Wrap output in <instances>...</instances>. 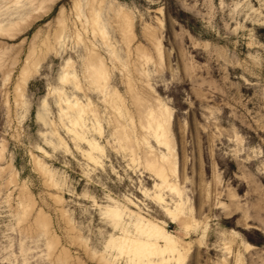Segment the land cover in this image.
Wrapping results in <instances>:
<instances>
[{
  "label": "rangeland",
  "instance_id": "rangeland-1",
  "mask_svg": "<svg viewBox=\"0 0 264 264\" xmlns=\"http://www.w3.org/2000/svg\"><path fill=\"white\" fill-rule=\"evenodd\" d=\"M14 1L0 0L4 25L27 4ZM89 4L106 22L121 63L108 54L106 39L101 43L90 31ZM121 13L133 21L129 46L121 39ZM32 20L20 34L0 36V264L113 259L104 253L113 231L101 214L112 200L180 235L143 194L152 192L154 179L116 143L114 113L84 79L83 58L95 43L110 71L108 90H120L131 111L124 65L137 63L138 46L148 76L132 78L136 91L172 110L177 176L200 235L207 227L202 241L199 233L188 235L194 245L185 264H264V0H57ZM31 52L24 82L19 76ZM69 61L84 87L80 93L59 84ZM67 97L94 102L102 134L93 135L106 150L103 165L89 162L68 134ZM128 122L141 137L138 121L132 128ZM22 195L31 203L24 211Z\"/></svg>",
  "mask_w": 264,
  "mask_h": 264
},
{
  "label": "bare ground",
  "instance_id": "bare-ground-1",
  "mask_svg": "<svg viewBox=\"0 0 264 264\" xmlns=\"http://www.w3.org/2000/svg\"><path fill=\"white\" fill-rule=\"evenodd\" d=\"M20 1L21 0H15L13 3L16 5ZM56 1L57 0L24 1L27 4L21 5L22 13L19 14L18 18L6 24L7 27L6 25L2 24L3 22L0 20V36H7V38L9 36H13L17 30H21L23 26L29 24V21L34 18L36 19L40 15L49 11ZM90 8V31H92L94 36L96 35L100 36V38H103V40L101 39L100 41L101 43L104 41V39H106V42L104 41V45L108 50V54L111 56L113 61L121 63L122 57L119 55L117 50L113 49L115 45L112 46V43L108 42V26L106 22L101 19V13L94 8V5H90ZM64 9L65 8L62 6L59 9L58 15L56 17V21L60 25V31L56 33L58 40L61 37L60 33L62 30H64ZM120 16V21L119 19L118 21L121 22L119 26V30L122 34L121 39H123L124 43L129 46L131 38H133V21L131 23V16L129 17L127 13H121ZM117 18L118 17L115 16V19ZM149 28L150 27H148V29ZM17 32L19 33L20 31ZM15 35L17 36V34ZM97 40L99 41V39ZM158 40L155 42V45L161 56L162 47L160 48V43ZM95 44L94 47H91L92 49L89 48V50H87L88 52L83 58V75L85 81H87L89 85L88 88L99 95L101 100L112 109L111 111L114 113V117H112V119L114 118L115 121L113 124H116V126H114L115 129L113 132V138L115 139L116 143L123 149L126 148L125 150L130 151L132 156L131 160L140 166L144 172L151 175L154 179L152 192L144 190L143 194L148 199L158 204L162 208L164 215L172 223L176 224L180 231V235H174L165 227L164 221L162 222L156 220L155 218L144 216L139 212L121 206L118 201L112 200V204L104 208L101 211V214L104 222H106L109 228H111L113 231V233L110 234L109 239L106 241L104 253H114V257L113 259H108L107 257L102 256L100 258L102 264H118L119 260L122 258H126L125 262L127 264H185L194 245L192 241L187 240L188 235H197L201 226L199 220L191 212L192 209L187 205L188 201L177 176V154L174 137L171 130V124L173 120L172 110L161 100H159L158 97L146 99L142 94L136 91V87L134 86L135 83H132V78L136 75L139 77L148 76L146 73H144L145 70H142V66L145 65V63H143L144 61H142L144 60V53L142 55L140 54L141 52L139 51L142 49L140 50L138 46V52L134 51L137 52V63H133L134 65L131 69L126 67V65L129 64L125 63L126 65H124V69L126 68L125 71L127 72L128 70L129 72L125 74V76L127 75L126 84L128 100L133 106V110L131 111L126 101V97L120 92V90L114 87L113 89L108 90L110 71L108 69L107 63L105 62V58L100 51H97L98 47L96 48L97 44ZM32 54L33 52L30 53L29 57L27 56L28 58L26 59V63H24L25 66L21 69L19 77L24 82L28 76L31 58L33 57ZM147 55L145 60L147 62H151V57ZM161 59L158 58L159 61ZM35 60V64L38 65V59ZM59 84H61V87H74L79 93L84 91V87L81 86V82L79 81L77 73L74 69L73 61H69L67 66L64 67L63 74L59 78ZM58 94L60 98H62V91H58ZM43 109L44 108H42V110ZM65 111L70 113L72 117L71 127L67 128V132L72 136L75 145L79 147L83 156L87 158L89 162L95 166L103 165L102 160L103 157L106 156V150L100 144L97 137H94L93 135L94 133H97V135L102 134L99 123V114L94 102L89 97L87 98L86 102L78 97H75L73 100L67 97L65 99ZM89 120H92V122L90 123ZM87 121H89V123ZM128 121H131L130 123L133 124L129 126L131 128L132 126L134 127V123H137L138 121L139 130L142 132L141 137L135 134L136 132L134 131V128H132L130 131L128 130ZM89 134H91V136H89ZM138 134L140 135L139 132ZM82 145L86 146V148L83 149L81 147ZM120 146L119 148H121ZM43 151L45 152V150ZM166 197H170V201H167ZM21 200L24 211V209L28 208L31 203L29 204L28 198L25 195L21 196ZM129 201L131 202V200ZM131 203L136 205V202L133 200ZM206 231L207 227H204L201 235L200 233L198 234L201 241L206 236ZM98 261L100 260L98 259Z\"/></svg>",
  "mask_w": 264,
  "mask_h": 264
}]
</instances>
